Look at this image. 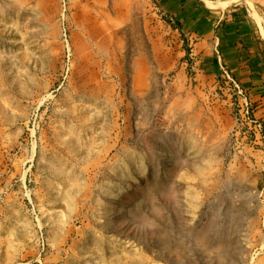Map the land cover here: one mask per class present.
Here are the masks:
<instances>
[{
    "label": "rangeland",
    "instance_id": "obj_1",
    "mask_svg": "<svg viewBox=\"0 0 264 264\" xmlns=\"http://www.w3.org/2000/svg\"><path fill=\"white\" fill-rule=\"evenodd\" d=\"M234 1L264 40V0ZM167 22L0 0V264H264V183L178 99Z\"/></svg>",
    "mask_w": 264,
    "mask_h": 264
},
{
    "label": "crops",
    "instance_id": "obj_2",
    "mask_svg": "<svg viewBox=\"0 0 264 264\" xmlns=\"http://www.w3.org/2000/svg\"><path fill=\"white\" fill-rule=\"evenodd\" d=\"M223 1L230 0H151L181 44L190 48L194 75L189 86L188 77L180 72L178 99L192 109L195 118L201 117L218 149L234 144L232 158L243 161L238 163L241 168H255L264 183L262 136L243 117L248 101L251 119L264 128V40L251 29L238 4L215 8L208 4ZM224 70L246 99L237 95Z\"/></svg>",
    "mask_w": 264,
    "mask_h": 264
},
{
    "label": "built area",
    "instance_id": "obj_3",
    "mask_svg": "<svg viewBox=\"0 0 264 264\" xmlns=\"http://www.w3.org/2000/svg\"><path fill=\"white\" fill-rule=\"evenodd\" d=\"M223 75L225 76V78L227 79V81H229L231 83V85L233 86L235 92L237 93L238 96H241L243 97L244 99H246L245 95L243 94L242 90L239 88V86L236 84L235 81H233L231 79V77L229 76V74L227 73V71H223ZM250 104L248 101L245 102V105H244V112H243V117L244 119L246 120V122L248 124H251L252 128L254 131H258L260 133V135L262 136V142H263V145H264V128L263 126L256 122L255 120H252L251 119V109H250ZM247 135V134H245Z\"/></svg>",
    "mask_w": 264,
    "mask_h": 264
},
{
    "label": "bare ground",
    "instance_id": "obj_4",
    "mask_svg": "<svg viewBox=\"0 0 264 264\" xmlns=\"http://www.w3.org/2000/svg\"><path fill=\"white\" fill-rule=\"evenodd\" d=\"M224 2H226V1H223V3L222 2H217V3H208L211 7H213V8H215V7H218V6H223V7H226V6H230V5H234V4H237V1H232V0H230L229 1V3H225L224 4ZM229 8V7H228ZM224 252V251H223ZM225 261V260H224Z\"/></svg>",
    "mask_w": 264,
    "mask_h": 264
}]
</instances>
